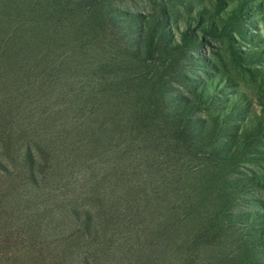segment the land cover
I'll return each mask as SVG.
<instances>
[{
  "label": "trees",
  "instance_id": "1",
  "mask_svg": "<svg viewBox=\"0 0 264 264\" xmlns=\"http://www.w3.org/2000/svg\"><path fill=\"white\" fill-rule=\"evenodd\" d=\"M90 2L0 0V264L258 263L262 257L248 262L258 255L249 247L264 240V202L250 204L260 205L262 211L234 214V222L242 223L236 228L227 214L238 205L234 197L224 203L218 197L219 186L237 189L228 174L239 147L223 140L232 127L227 123L232 115L225 120L226 113L213 112L211 124L198 116L182 118L194 112L192 96L204 97L208 106L218 99L207 86L198 92L186 88L187 96L173 105L158 97L153 83L143 102L131 86L119 88L127 77L109 73V67L121 63L107 51L108 38L111 42L114 37L133 64L145 65L146 58L138 41L124 39L128 25L117 24L110 9L96 15ZM215 3L220 7L222 0ZM254 4L237 0L225 7L220 33L215 21H204L205 7L200 6L195 27L219 37L229 28L242 38L245 14ZM97 17L104 18L106 27ZM165 20L161 16L157 25L155 19L146 25V44L157 55L170 48L181 50L165 38ZM99 32L103 36L95 42ZM201 41L199 35H182L183 44H191L194 51ZM256 54L263 55L261 50L243 52L246 59ZM200 60L201 67H214L210 59ZM176 65L170 60L169 67ZM257 72L262 75L264 69H252L254 75ZM175 75L185 79L179 70ZM259 90L264 99V88ZM46 96L59 102L46 107ZM257 120L238 133L241 140L261 137L264 122ZM161 122L198 146L202 157L204 140L218 130L223 138L215 149L222 153V173L209 186L216 192L198 199L206 190L204 183L179 184L186 161L162 168L168 163L157 154L159 138L154 136ZM168 135L165 139L171 144L176 138ZM216 169L209 167L214 175ZM248 182L257 185L261 179Z\"/></svg>",
  "mask_w": 264,
  "mask_h": 264
},
{
  "label": "rangeland",
  "instance_id": "2",
  "mask_svg": "<svg viewBox=\"0 0 264 264\" xmlns=\"http://www.w3.org/2000/svg\"><path fill=\"white\" fill-rule=\"evenodd\" d=\"M236 1L222 0L220 7H216V0H91L90 2L96 10V15L102 14L104 9H110L112 13L116 14L117 24L121 22L128 25L125 35H123L124 39L127 38L130 43H137L138 41L141 46V56L146 58L145 65L140 64L137 66L133 64L134 61L130 59V55L117 46V41L114 42V37L110 36L111 42H109L108 38L107 51L115 56L116 61L120 60L117 62L122 65L114 66L113 64L112 67L108 68L109 73L115 76L125 75L124 77H127L125 83L117 84L119 88L121 86L127 89L131 86L130 91L133 94L137 92L139 101L143 102L146 94L152 89L151 84L153 83L158 91V97L160 99L164 97L168 104L173 105L182 96H187L186 88L190 87L198 92L204 86H207L208 91L212 92L213 90V94L218 99L213 100L212 105L208 106L204 97L198 100L195 96H192L190 100L196 103L194 112L191 114L187 112L182 115V118L190 117V115L192 117L198 116L204 122L211 124L213 118L211 114L213 112L226 113V115H223L225 120L232 115L227 120L228 125L232 127L229 128L227 137L222 138L223 140L228 138L227 142L230 146H235L237 142L239 147L230 162H235L236 165L228 174V178L232 180V184L237 189L236 191L224 190L219 186L221 192L218 197L219 201L223 200V203L234 197L233 201H236L238 205L234 209H227L228 218L233 222L235 221L233 218L234 214L236 215L238 211L244 214L255 209L263 210L260 205L253 207L250 204L254 200L264 202V126L261 125L263 134L255 141L244 137L241 140L238 133L244 127L250 125L252 121L256 123L258 121L257 118H262L264 122V108L262 107L264 99L261 95L262 92L259 90V87L264 88V72H262V75L259 72L256 75L252 73V69H264V0H249L250 5L252 3L255 4L245 14L244 22L246 25L243 32L245 34L242 38L229 28L225 29L226 31L223 32L222 37L213 33H201V30L195 27L197 22L195 12L197 8L204 6L205 11L202 15L204 21L208 19L215 21V27L220 33L219 18L223 14V9L234 5ZM161 16L166 17V20L163 21L166 24L167 31V33L165 31V38L178 44L181 50L170 48L168 51H164L163 54L157 55L156 52L152 53L153 48L146 44L148 42L146 38V29L148 27L146 25L151 23L153 19H155L154 23L157 25L156 22ZM97 22H99L100 26L106 27L104 18L100 17L99 19L97 17ZM185 22L189 23L188 27H186ZM93 23H96V21H93ZM159 23L162 24L161 21ZM136 24L139 25L136 26ZM155 25L152 26L157 27ZM184 32L202 36L201 43H198L201 46L198 51H194L191 44H183L182 35ZM109 33L111 34L110 30ZM102 36L103 34L99 32L95 36V42L100 41ZM258 50H261L263 55L259 56L256 54L250 59H246L243 56V52ZM201 58L210 59L214 67L208 69L201 67ZM170 60L177 63L175 68L169 67ZM175 70H179L185 79L177 78ZM143 71L146 73L144 77L141 76ZM137 74V79H135ZM31 77L30 79L33 82V76ZM222 77L226 79L223 80ZM60 89L58 88L56 91ZM190 96L187 98H190ZM29 97L32 101L33 97L31 95ZM153 97H155V92ZM44 100L42 98L43 102ZM46 100V107H48V104L56 105L59 102V99L52 96H46ZM155 103L159 104L160 102ZM165 107L164 110H168L169 107L167 108V105ZM157 119L159 118L157 117ZM159 120L161 121L162 118L160 117ZM168 134H173L176 138L171 144L165 139L166 136H169ZM154 136L159 138L156 143L157 154L164 156L168 163L163 164V169H166L167 165L177 167L182 161H186L187 168L184 173H181L182 177L178 178L179 184L204 183L203 187L206 190H204L203 195L197 196L198 199H204L208 192H216L209 186L214 184L218 175L222 173V171L218 170L223 164L220 159L222 153L221 155L218 154L215 149L217 141L222 139L218 130L204 140V145L206 146L205 157L199 154L201 149L198 146H193L188 139L174 134L170 126L164 125L163 122L160 123V128H157ZM152 147L151 145L145 149L150 150ZM13 159H16L14 155ZM211 164L217 168L215 175L209 170ZM184 176H187L186 179ZM253 177L260 178L261 182L257 185L248 182ZM246 219H248V216H246ZM244 222L246 226L247 221ZM231 224H234L236 228H241L242 226V223L238 221ZM258 226H262V223H259ZM246 232V229H244L242 233ZM251 245L253 247L250 246V250L258 255L255 256V260L248 259V262H256L258 261L257 257H262L258 263L254 264H264V240L259 243L251 242ZM226 249L232 252L233 247L227 246Z\"/></svg>",
  "mask_w": 264,
  "mask_h": 264
}]
</instances>
